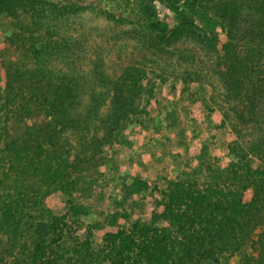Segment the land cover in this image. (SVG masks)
<instances>
[{
    "label": "rangeland",
    "instance_id": "1",
    "mask_svg": "<svg viewBox=\"0 0 264 264\" xmlns=\"http://www.w3.org/2000/svg\"><path fill=\"white\" fill-rule=\"evenodd\" d=\"M26 1L27 13L0 15V85L6 82L4 62L23 66L37 54L31 48L39 49V64L69 87L74 112L88 116L89 140L108 137L114 146L102 148L97 163L75 175L72 204L62 193L43 201L47 187L27 180L33 183L25 186L31 204L18 215L22 224L16 233L0 228V264H40L37 255L56 237L64 216L68 226L54 245L57 264H111L103 252L104 233L129 228L132 216L146 219L154 188L165 190L167 179L223 186L231 162L242 155L264 169V61L247 68V77L239 69L228 74L222 55L207 40L215 36L223 44L231 38L242 53L249 40L241 37L242 29L218 35L220 17L202 8L193 12L192 0H170L184 21L157 0ZM41 35L44 39L34 45L32 37ZM136 81L143 83L142 94L124 111L118 104L121 89ZM41 120L19 121L12 134ZM65 139L78 148V131H67ZM152 159L156 162L144 165ZM168 171L173 176L164 177L161 187L144 183L149 174ZM134 177L140 180L136 185ZM246 201L249 208L264 207L255 190ZM260 232L254 217L236 253L203 264H247L257 253Z\"/></svg>",
    "mask_w": 264,
    "mask_h": 264
},
{
    "label": "trees",
    "instance_id": "2",
    "mask_svg": "<svg viewBox=\"0 0 264 264\" xmlns=\"http://www.w3.org/2000/svg\"><path fill=\"white\" fill-rule=\"evenodd\" d=\"M157 1L183 21L186 19L180 7L170 0ZM190 4L193 12L202 8L220 17L218 35L242 29L241 37L249 38L241 53L235 50V40L230 38L222 44L218 37L208 36V42L228 65V74L239 69L247 77V68L264 61V0L213 4L192 0ZM28 6L26 0H0V15L19 16L28 12ZM147 13L155 15L149 6ZM17 38L21 42L25 40L22 34ZM42 39L44 35L31 40L39 45ZM44 46L48 47L46 43ZM31 49L37 54L33 53L23 66L3 63L6 82L0 85V228L4 232L18 231L22 224L18 215L26 214L31 204L25 186L33 183L27 180L33 178L47 187L43 201L51 194L62 193L68 197V204H72L78 188L75 175L92 168L102 148L114 146L107 142L108 137L89 140L88 116L74 112L69 87L39 64V49ZM32 61L36 62L34 68L30 67ZM143 88V83L138 81L127 85L125 90L122 87L118 104L124 111L138 100L135 98L140 97ZM149 94L153 96V89ZM148 101L151 104L152 100ZM35 116L44 120L34 128L27 126L26 132L12 134L17 122L26 124V120ZM72 130L78 131V148L65 139L67 131ZM252 163L247 155L238 156L237 161L231 162L229 182L223 186L200 184L183 177L167 179L165 190L154 188L146 219L132 216L129 228L118 227L104 233L103 252L107 259L111 264H203L217 255L236 253L246 240L249 222L257 217L261 228L257 253L247 264H264V207L249 208L246 201L250 190L264 198V169ZM215 178L219 176L214 175ZM66 219L64 216L59 220L58 234L37 255L40 264H57L58 251L54 245H59L63 238L64 227L68 226Z\"/></svg>",
    "mask_w": 264,
    "mask_h": 264
},
{
    "label": "crops",
    "instance_id": "3",
    "mask_svg": "<svg viewBox=\"0 0 264 264\" xmlns=\"http://www.w3.org/2000/svg\"><path fill=\"white\" fill-rule=\"evenodd\" d=\"M143 162H144V165L150 166V164H153L156 161L152 159V160H143ZM161 166H162V168H166L165 163H162ZM172 176H173V173L172 172L169 173V171L160 173V176H154V175L149 174V176L146 178L144 183H148V185L155 184V185H159L161 187L162 183L164 182V177L165 178H171ZM138 180L139 179L134 177L133 183L136 185L140 181V180L139 181ZM140 203H142V201Z\"/></svg>",
    "mask_w": 264,
    "mask_h": 264
}]
</instances>
